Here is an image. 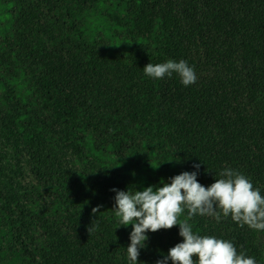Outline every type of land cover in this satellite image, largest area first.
<instances>
[{"label":"trees","instance_id":"obj_1","mask_svg":"<svg viewBox=\"0 0 264 264\" xmlns=\"http://www.w3.org/2000/svg\"><path fill=\"white\" fill-rule=\"evenodd\" d=\"M169 59L196 83L145 75ZM194 164L205 187L230 168L264 196V0H0V264H130L112 189ZM189 223L264 264V231ZM179 231H149L140 264Z\"/></svg>","mask_w":264,"mask_h":264},{"label":"clouds","instance_id":"obj_2","mask_svg":"<svg viewBox=\"0 0 264 264\" xmlns=\"http://www.w3.org/2000/svg\"><path fill=\"white\" fill-rule=\"evenodd\" d=\"M143 71L153 79L178 74L186 87L197 81L194 68L184 60L149 63ZM193 167L197 171L178 174L170 183L161 181L162 187L149 186L135 192L112 189L116 193L113 209L120 226H132L131 243L127 246L130 264H140V250L147 246L149 231L170 230L176 225L183 242L170 248L156 264H168V261L172 264H256L254 257L238 252L231 241L195 233L189 221L200 215L215 217L219 222L222 213L224 217L231 216L241 227L247 225L252 230L264 231V196L249 178L230 168L221 171L220 178L205 187L197 179L200 165ZM99 210V207L93 208V214ZM185 210L187 216L181 220ZM96 227L94 224L89 227L90 235Z\"/></svg>","mask_w":264,"mask_h":264}]
</instances>
